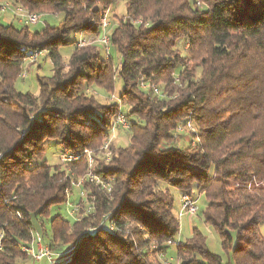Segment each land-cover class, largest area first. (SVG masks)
<instances>
[{"label": "trees", "instance_id": "1", "mask_svg": "<svg viewBox=\"0 0 264 264\" xmlns=\"http://www.w3.org/2000/svg\"><path fill=\"white\" fill-rule=\"evenodd\" d=\"M7 1L22 21L32 13L40 19V12L62 19L32 33L19 15L7 23L0 17V264L33 263L21 245L34 231L57 254L51 264L63 258V264H162L159 255L179 232L172 188L191 196L195 189L205 198L203 221L227 257L224 262L210 251L192 228L176 245L179 264H264V0L0 4ZM119 3L125 14L112 22L107 12ZM105 15L118 67L97 41ZM73 34L83 36L70 42ZM68 44L73 51L64 62L60 49ZM34 51L46 52L52 65L50 76H37L36 95L16 88ZM115 74L122 92L102 105L89 90L114 92ZM147 81L160 93L140 86ZM118 112L128 122L125 144L114 143L122 134L117 128L106 160L102 146ZM185 120L192 121V134L176 136ZM46 139L82 156L54 166L35 163ZM84 150L109 191L91 182L72 184L70 174L77 181L88 170ZM80 190L91 212L83 205L79 220L49 217L53 206L82 202ZM110 221L115 230L108 229Z\"/></svg>", "mask_w": 264, "mask_h": 264}, {"label": "rangeland", "instance_id": "2", "mask_svg": "<svg viewBox=\"0 0 264 264\" xmlns=\"http://www.w3.org/2000/svg\"><path fill=\"white\" fill-rule=\"evenodd\" d=\"M8 2V1H7ZM12 11V12H11ZM1 12V11H0ZM13 13L15 15H19L20 13L16 12L14 7H10V11L7 12H1L0 17L4 22H9L13 20ZM42 15L40 20L37 23H30L28 24V28L30 32H38L41 29L45 27V25H49L51 27L58 26L61 22L62 16L61 14H45L40 12ZM125 14V7L123 3H119L116 7H113L107 12L108 18H111L112 22H118L119 18ZM16 27H19L20 25L16 23V21L13 22ZM83 36L81 34H73L69 37L70 42H74L75 40H79V38ZM73 51V45L68 44L63 46L60 49V54L62 57V60L64 62L68 61L71 53ZM111 56L114 61V65L118 67L119 63V55L115 50H111ZM25 66L28 70V75L24 79H17L16 81V88L21 92H30L32 94L38 93V84H37V76H50L51 75V62L48 57V54L46 52H42L41 55L37 58L36 61H29L27 60L25 63ZM90 93L95 94L96 100L101 103L102 105L113 103L114 100L111 99L112 95L116 99L120 96L122 92V83L120 79L117 77V74H115L114 78V92L107 93L106 90L98 87V86H92L89 90ZM125 103L122 106L123 112L128 113L127 106H124ZM121 136H125L124 130H122ZM124 138V137H123ZM115 139V138H114ZM114 143L117 145H124L125 141L120 140L119 137L114 140ZM62 149L59 144V142L56 139H46L44 142V149L42 153V157L40 160H37L35 163H39L41 161H46L48 165L54 166L56 164H65L62 162L60 158V153ZM171 194L173 197V204H174V213H176L177 218L179 220V232L174 237L173 245H168L165 248V255L163 256L164 260H167L171 264H179V259L176 254V245L180 243H184L187 238L190 236L192 228L198 229L205 237L206 244L210 251L213 253L219 254L222 256L223 261L226 262L227 257L220 245V241L218 238V235L212 230V228L205 224L203 221V210L205 208V198L202 195H199L195 189L192 190V197L196 199L198 210L195 215L193 216H183L178 217V210H179V195L180 193L174 189H171ZM77 195V189H74V192L72 194ZM72 198L68 200V202L72 201ZM70 207L69 204H61L57 206H53L49 210V217L52 218L56 215L66 217L67 214H69ZM44 226L49 231L50 230V222L46 219H44ZM261 233H264V223L260 226ZM67 259L63 258L60 260H57L54 264H63ZM26 264H51L50 262H47L46 260L38 261L29 263L28 261L25 262Z\"/></svg>", "mask_w": 264, "mask_h": 264}, {"label": "built area", "instance_id": "3", "mask_svg": "<svg viewBox=\"0 0 264 264\" xmlns=\"http://www.w3.org/2000/svg\"><path fill=\"white\" fill-rule=\"evenodd\" d=\"M10 7H12L8 2H3L0 4V11L1 12H6L8 10H10ZM18 17V21L19 22H23L27 24V21H22L20 19L19 16ZM39 16L38 13H32V20L34 21V23H37L39 21ZM111 23L109 21L108 18H102L101 19V30L100 33L98 35V37H103L104 39V47H102V50L105 54H107V47H105V39L106 36L109 35L111 33ZM41 51H34L31 56H29V61H36L37 58L41 55ZM28 75V70L25 66V64H23L20 68V73L19 76L21 79H24L25 77H27ZM140 86L142 88H148L151 89V91L154 94H159L160 90L158 88L157 85H155L154 83H151L149 81L147 82H141ZM111 99L118 101V99H116L114 97V95H112ZM186 122H182L181 124L177 125L176 129H175V135L179 136V135H190L194 130L193 124L191 120H185ZM114 126L112 129V135L110 136V138L104 143V145L102 146V149L104 150V157L106 160L110 159V152L108 151V144L110 143V141H112L113 138H115V130L121 129L124 130L126 128H128V122L124 116L123 113L118 112L115 115L114 118ZM186 132V133H185ZM182 135V136H183ZM189 138V136H188ZM193 139H190V143L193 145L194 144ZM84 154H86L87 158H88V170L86 171V173H84L77 181H74V179H72V174H70L69 178L72 180V184H74L75 186H81L83 184H85L86 182H91L94 183L95 185L100 186L103 189H106L107 191L110 190V184L108 182H105L102 180V178H100L99 175H97L96 173L92 172L91 168L93 167V163H94V159L92 157V153L88 150H84L83 152ZM82 155H80L79 153H73L67 150L61 151L60 153V158L62 160L63 163H67L70 161H77L80 159ZM68 193V190H67ZM79 196L82 197V202H78V203H68L69 207H70V211H69V215L73 216L76 220H79L80 218L83 217V215L85 213H89L91 212L94 208L92 203H86V200L89 198L87 193L84 190H80L79 191ZM90 199H93L92 196H90ZM85 205V209L84 212H80V209L82 208V206ZM179 210H178V217H183V216H193L196 214L198 207H197V202L196 199H194L191 195H189L188 193H181L180 194V199H179ZM108 229L109 230H115L116 226L113 224L112 221H110L108 224ZM3 234L0 233V249L2 248V240ZM171 241H168L166 243V245H170ZM155 248V246L153 247ZM21 251L26 253V255L33 261V262H38V261H42V260H46L47 262H51L54 257L57 255L55 252H53L50 247L48 246V244L45 242V236L42 232L40 231H34L31 235V239L28 243H23L21 245ZM163 254L159 255V259L161 260L162 264H171L169 263L167 260L163 259Z\"/></svg>", "mask_w": 264, "mask_h": 264}, {"label": "bare ground", "instance_id": "4", "mask_svg": "<svg viewBox=\"0 0 264 264\" xmlns=\"http://www.w3.org/2000/svg\"><path fill=\"white\" fill-rule=\"evenodd\" d=\"M25 18H26V21L27 23H34V21H31L32 20V14H25ZM103 18H107V16L105 15ZM109 39H110V34L106 36V39H105V47H107V54H109ZM97 41L100 43V45L102 47H104V39L103 37H98L97 38ZM82 42V41H81ZM85 44V43H84ZM29 57V56H28ZM27 61V60H26ZM25 61V62H26Z\"/></svg>", "mask_w": 264, "mask_h": 264}, {"label": "crops", "instance_id": "5", "mask_svg": "<svg viewBox=\"0 0 264 264\" xmlns=\"http://www.w3.org/2000/svg\"><path fill=\"white\" fill-rule=\"evenodd\" d=\"M119 139H120V140H125V139L123 138V136H121V137L119 136ZM172 189H173V188H172ZM174 190H176V189H174ZM176 191H177V190H176ZM179 193H180V192H179ZM179 197H180V195H179Z\"/></svg>", "mask_w": 264, "mask_h": 264}]
</instances>
